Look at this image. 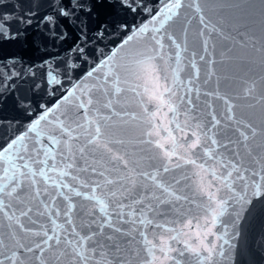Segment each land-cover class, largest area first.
Instances as JSON below:
<instances>
[{
  "label": "snow or ice",
  "instance_id": "obj_1",
  "mask_svg": "<svg viewBox=\"0 0 264 264\" xmlns=\"http://www.w3.org/2000/svg\"><path fill=\"white\" fill-rule=\"evenodd\" d=\"M156 2L0 14V47L74 33L80 62H42L61 95L0 143V264H222L229 226L264 211V0Z\"/></svg>",
  "mask_w": 264,
  "mask_h": 264
},
{
  "label": "water",
  "instance_id": "obj_2",
  "mask_svg": "<svg viewBox=\"0 0 264 264\" xmlns=\"http://www.w3.org/2000/svg\"><path fill=\"white\" fill-rule=\"evenodd\" d=\"M62 0H0V14H9L11 16H21L25 13H35L34 20H39L47 15H54L57 5ZM139 3L140 0H137ZM143 2L150 8L159 7L156 0H143ZM209 16L215 19V12L209 10ZM146 15V14H145ZM121 19H126L130 24L140 23L144 16L133 15L124 12L120 13ZM14 23V22H13ZM15 26V23H14ZM195 27V21L193 22ZM45 29V25H41ZM31 35L26 43L16 42L8 43L0 47V57H7L10 60H17L15 68L11 64L4 67L0 64V84L4 83L3 73H10L12 70L21 73V76L14 77L12 81H8V88L0 87V143L16 133L18 128L26 126L31 117L25 112V105L30 104L33 116L40 111L37 107L41 104H51L57 97L61 95V91H56L55 95H51L52 85H46L44 79L45 68L41 67L44 60H48L49 64L53 62L60 63L64 60L80 63L75 61L73 54L69 51V46L72 45L74 33H70L66 42H56L48 38L46 30L43 35L35 30L33 27ZM192 36L190 34V40ZM35 40V44H33ZM95 43V42H94ZM108 49L115 46L116 41L108 38L104 42ZM219 59V57H217ZM34 66V67H32ZM51 71V68L47 69ZM35 72V76L32 72ZM82 68L73 70L71 72V79L75 81L77 76L81 73ZM258 72L259 69H256ZM217 72L219 75L232 76L236 72L242 74V70L235 64L226 63L224 65H217ZM64 80L63 76L58 77ZM203 78V68H202ZM67 86V81H65ZM222 81V90H227ZM14 84L15 87H11ZM39 85V88L36 86ZM215 78L209 87H214ZM60 86H56L59 89ZM239 90V89H238ZM19 101H23L21 104ZM220 109L219 103L217 104ZM7 131L8 136L4 133ZM233 231H238L239 235L231 242L235 246L227 259L222 261V264H264V211H261V205L257 204L255 210L251 214H245L244 219L236 226L235 229L229 226L230 235ZM227 248V246H225Z\"/></svg>",
  "mask_w": 264,
  "mask_h": 264
}]
</instances>
